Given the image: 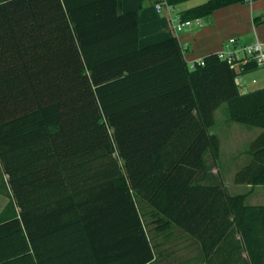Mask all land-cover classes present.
<instances>
[{"label": "trees", "instance_id": "1", "mask_svg": "<svg viewBox=\"0 0 264 264\" xmlns=\"http://www.w3.org/2000/svg\"><path fill=\"white\" fill-rule=\"evenodd\" d=\"M116 2L0 0V264H149L175 229L202 264H264V204L232 195L209 162L225 103L229 120L261 129L234 182L264 185V87L234 83L258 67L216 53L189 66L175 36L141 47L139 9ZM236 2L252 0L180 17ZM92 162L82 187L54 194L60 170Z\"/></svg>", "mask_w": 264, "mask_h": 264}, {"label": "crops", "instance_id": "2", "mask_svg": "<svg viewBox=\"0 0 264 264\" xmlns=\"http://www.w3.org/2000/svg\"><path fill=\"white\" fill-rule=\"evenodd\" d=\"M205 1L185 0L172 5L168 12L158 11L152 0H117L116 4L119 13L139 9V46H149L175 36L184 49V58L189 66L210 53L218 54L221 50H233L238 51L241 56L243 45L253 43L255 40L264 43V22L258 25L253 22L254 14L264 13V0L236 2V4L220 7L200 18L203 21L202 26L194 23L190 28L173 30L171 19L175 17L181 19L180 15L187 9ZM230 39H235L236 43L231 44ZM258 185L255 186L258 187ZM168 242L170 243L167 241L166 245H169ZM195 250L192 264H201V255L197 244ZM159 253V251L154 252L155 257L149 264H185L184 259L182 262L178 260L173 262L174 258L166 250L161 255Z\"/></svg>", "mask_w": 264, "mask_h": 264}, {"label": "rangeland", "instance_id": "3", "mask_svg": "<svg viewBox=\"0 0 264 264\" xmlns=\"http://www.w3.org/2000/svg\"><path fill=\"white\" fill-rule=\"evenodd\" d=\"M241 80L244 92L264 87V67H258L255 71L245 73L241 76ZM227 116L226 104L223 103L215 110V124L210 128V131L220 138L219 159L214 163L209 160V162L213 164L212 170L214 174L217 176L219 175L221 182L232 195H244V203L253 205L264 203V185H258V187H256L234 182L236 172L240 170L241 166L249 159V155L246 152L248 145L257 136L260 129L258 127L255 128L247 126L246 124L233 122L229 120ZM89 166L93 167V162L89 165L77 166L74 170H60L59 175L62 176L63 182L60 183V186L57 188L51 186L54 188V194L66 193L69 190H73L75 187H82V178L87 175V173H83L82 170L86 171L90 169L88 168ZM76 171L79 173L75 176L73 175L72 179L67 180V178H69L68 174H72ZM93 172L94 171L90 169V173ZM96 180L97 179L92 178L91 182ZM46 190L47 191L44 190L43 192H50L51 188H47ZM13 197L16 202L15 196ZM8 199L7 193H4V191L1 192L0 190V213L8 203ZM15 208L19 211L18 206ZM146 228L148 229L149 227L147 226ZM155 239L157 243V249L155 251H159L160 255L166 250L168 254L174 258L173 262L176 260L182 262L184 259L185 264H192V257L195 255L196 251V241L193 238H189L175 229L170 238L167 239L159 235ZM167 241H170V243L168 242L169 245H166ZM200 259L202 264L201 256Z\"/></svg>", "mask_w": 264, "mask_h": 264}, {"label": "built area", "instance_id": "4", "mask_svg": "<svg viewBox=\"0 0 264 264\" xmlns=\"http://www.w3.org/2000/svg\"><path fill=\"white\" fill-rule=\"evenodd\" d=\"M155 4V7L158 11H166L171 10L172 5L166 3L165 0H152ZM172 20V28L174 31L181 30L183 28H190L193 24H197L198 26L203 25V21L200 18L194 19H180L179 17H175ZM231 44H235V39H230ZM242 55L238 54V51L233 50H221L218 53L219 58L225 59L229 64L230 68L238 70L239 65H243L246 63L255 64L257 67H264V43L260 40H255L253 43H247L241 47ZM197 63L200 65L203 64L202 59L198 60ZM193 66V63L192 65ZM242 75H238L234 78V83L237 85L242 92H244L242 80Z\"/></svg>", "mask_w": 264, "mask_h": 264}]
</instances>
